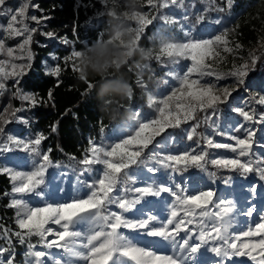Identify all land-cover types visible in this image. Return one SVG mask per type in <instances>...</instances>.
Instances as JSON below:
<instances>
[{"label": "snow or ice", "instance_id": "snow-or-ice-1", "mask_svg": "<svg viewBox=\"0 0 264 264\" xmlns=\"http://www.w3.org/2000/svg\"><path fill=\"white\" fill-rule=\"evenodd\" d=\"M147 3L153 8L165 9L175 5L177 0H147ZM232 3L233 0H226L228 7H231ZM6 4L7 0H0V17H7L6 24L0 25V32L5 33L7 38L23 39L16 48L7 47L6 54L11 61L0 59V96L8 90L7 82L12 80L13 97L26 102L28 108L35 107L44 101L34 93L25 92L20 88V78L25 74V70L31 67L33 57L30 45L33 34L37 31L28 21L39 25L49 17L29 16L30 7L38 8V5L32 4V0H24V3L15 9L6 8ZM125 15L128 19L136 20L138 24L135 29L128 30L132 39L129 44L124 45L126 50L121 53L128 57L138 50L137 45L145 29L155 19L159 18L165 24L174 23L166 15L151 18L140 12ZM198 19L203 20L204 17L199 16ZM42 34L50 39L56 38L53 32ZM184 35L188 38H161L159 51L154 55L157 61L166 58L176 64L181 59L191 62L190 65L183 66L180 72L169 73L178 82L177 87H173L159 101L149 96V103L158 105L156 115L152 118L145 116L143 120L137 119L138 126L134 133L122 139L118 138L116 142L97 143L90 138L88 147L78 160L75 156H69L70 160L76 161L80 166L81 174L93 171L97 173L88 181L78 179L80 187L76 189L77 194L69 199H57L64 189L48 179L49 169L60 165L51 159V148L43 150L41 147L47 137L38 132L25 140L5 131V126L13 120L29 124L26 117L18 115L28 108L23 105L13 108L8 104L0 111V153L12 152L15 149L31 157V167L28 170H20L19 160L16 161V166L0 165V175H6L11 184L10 191L2 195L11 197L7 207L15 209L16 225V230L0 229V264H48V258L52 254L49 251L37 250V244L42 245L44 249H56L62 253L52 257L51 264H190L196 254L209 244L212 246L206 250H210L219 258L215 264H228L230 260L238 257H247L253 264H264V215L260 217L261 222L253 227L235 233L232 230L234 214L237 211L235 199L222 197L211 187L200 188L199 178H193L194 187L189 192L182 180L177 183L172 176L173 173L186 172L189 168L206 171L207 165L211 164L217 169L240 172L243 176L257 173L260 179L264 180V153L258 156L253 153L254 134L251 130L245 129L243 124L236 127V132L243 129L245 135L243 138L229 136L234 144L216 143L210 137H203L205 147L227 149L236 154L232 158L209 159L207 151L197 152L196 148L178 154L152 152L149 155L145 151L156 137L162 136L167 129L178 128L190 120L195 121L198 112L207 113L211 110L214 116L218 106L226 103L232 95L229 87L221 86L219 82L232 77L236 85H243L250 65L254 66L259 59L250 54V61L234 65L232 70L223 73L210 61L222 59L221 51H233L228 46V30L207 39L191 38L187 32ZM121 36L122 33L117 32L113 39L120 40ZM61 42L68 43L66 39ZM110 43L112 41L107 44ZM105 46V43H98L87 52ZM241 47L242 45L235 44L236 49ZM17 49L21 53L27 50V56H14ZM4 51L5 43L0 39V52ZM87 52L72 51L70 56L64 58L65 65L69 60L76 58L82 62ZM146 55L153 58L151 50ZM58 59L53 57L54 61ZM19 60H26V63L15 62ZM113 63L117 68L121 67L119 60ZM104 67L107 68L108 64L105 63ZM73 69L80 71L81 79H84L81 68L73 65ZM62 71L61 65L57 63L46 71V75L58 78ZM60 83L61 81L57 80V86ZM135 83L141 87L145 86L140 78ZM131 94L130 87L129 96ZM253 99L256 104L264 106V96ZM48 101L54 104L52 90H49ZM232 110L245 121L251 122L256 117L255 109L246 111L236 107ZM257 122L264 123V111L260 113ZM198 127V123L192 126L187 140H194ZM57 128L58 122L51 126V131L56 132ZM149 161L152 166H149ZM134 167L139 169V172H134ZM160 169L166 170L169 175L161 177L158 181L154 179V174ZM145 171L152 175H145ZM208 175L216 177L217 173L209 172ZM138 180L143 186H135ZM231 180V177L226 178L225 185L231 184ZM248 191L255 193L256 187L252 186ZM163 193L172 197V202L168 204V216L159 220L157 215L149 211L145 217V208L150 209L152 206L146 198L161 197ZM33 197L39 199L32 200ZM160 203L163 205L165 202ZM114 208L116 210H113ZM254 211V206H249L243 211V215L251 217ZM124 229L135 232L136 235L130 236L122 231ZM141 235L152 239L141 241ZM13 237L16 238L15 242ZM33 237L37 238L36 244L32 243ZM16 243L26 248L20 262H17ZM169 246L172 249L171 254H165L164 250Z\"/></svg>", "mask_w": 264, "mask_h": 264}, {"label": "rangeland", "instance_id": "rangeland-1", "mask_svg": "<svg viewBox=\"0 0 264 264\" xmlns=\"http://www.w3.org/2000/svg\"><path fill=\"white\" fill-rule=\"evenodd\" d=\"M101 1L105 6L102 12L116 18L117 25L114 27V33L109 38H100L94 42V44L88 46L84 50H81V52H87L88 49L94 47L98 43L106 44L105 47L97 48L92 52H87L82 62H80L78 58L71 60L76 66H80L82 63L86 62L104 65L105 63L112 64L116 60H119L120 63L126 61L129 57L124 56L121 53L126 50L124 45L129 44L132 39L128 30L135 29L138 26L136 20L128 19L125 15V13L131 14L132 12H140L147 15L149 18L153 16L159 17L160 15H166L174 21V23L165 24L162 20L157 18L151 24L154 26L152 38L156 39L158 51L161 38L182 40L188 38L184 35L185 32H187L191 38L207 39L215 35L222 34L225 30H228V39L230 41L228 46L231 47L233 51L231 53L221 51L222 59L217 58L216 60L210 61V63L215 64L217 70L223 73H227L232 70L234 65L238 66L245 61H250V54L256 55L255 48L244 46L238 38L237 27L241 24V22H248L254 27L255 31L258 33L259 45L264 48V3L261 1H255L254 5L249 7V9L244 8L239 11L233 10L232 6L228 7L226 1L224 0H214V2L213 0H177L175 5H170L169 8L165 9L153 8L151 5H148L147 0ZM22 3H24V0H7L5 7L15 9ZM32 4L36 5V0H32ZM220 9L223 10L221 11ZM112 13L115 14L113 15ZM28 15H36L40 18L36 14V8L32 7L29 8ZM185 16L187 17L186 19ZM199 16H203L204 19L199 20ZM6 22L7 17H0V25H5ZM28 23L37 29L40 27L42 28L43 25V21L39 25L30 20ZM117 32L122 33L120 40L113 39ZM0 39H3L5 43V51L0 52V59L11 61V58H9L6 54V49L7 47L16 48L22 41L23 37L7 38L5 33L0 32ZM109 41H112V43L107 44ZM235 44H240L242 47L236 49ZM138 46L139 42L137 47ZM30 49L33 57L31 45ZM27 54V50L21 53L17 49L14 52V56H27ZM54 56L58 57L55 52H51L43 59L42 64L46 70L54 67L55 64L58 63V60H53ZM15 62L26 63V60H19ZM190 63V61L184 59H181L178 64L172 63L166 58L162 60L161 65L164 68L162 78L157 88L149 93L148 100L149 96H152L155 101H159L164 95H167L173 87H177L178 82L169 73L180 72L183 66L190 65ZM29 69H26L25 73ZM206 79L211 78L206 77ZM10 82H12V80L7 82L8 88L10 87ZM219 83L221 86L227 85L229 90L232 91V95L228 98L226 103L218 106L214 116L211 114V110L207 113L198 112L197 119L195 121L190 120L188 123L182 124L178 128L167 129L162 136L156 137L153 143L149 145V148L145 151L149 155L152 152L159 154H178L185 150L196 148L197 152L201 150L207 151L209 153V159L218 157L232 158L235 157L236 154L227 149L205 147L203 137H210L216 143L234 144L235 142L230 140L229 136L234 135L243 138L245 135V131L243 129L240 132H236L234 130L240 124H243L245 129L251 130L254 134L253 153L257 156L264 153V147H262V145H264V123L257 122L260 113L264 111V106L256 104L253 99H258L259 97L264 96V69L256 71L255 66L250 65L249 74L245 78L243 85H236L234 83V78L232 77H229L226 80H221ZM22 90L32 93L28 90ZM6 106L7 104L0 103V111H2ZM23 106L28 108L26 102L23 103ZM157 106V104L149 103L147 109L135 111L133 116L128 121L115 126L113 130L105 135L100 142L113 143L116 142L118 138L122 139L127 135L133 134L135 128L138 126L137 119L143 120L145 116L152 118L156 115ZM236 107L244 108L246 111L255 109L256 117L251 122L245 121L243 117L232 110ZM18 115L26 117L29 120V124L25 125L13 120V122L5 126L6 133L18 136L19 138L25 140L32 138L35 133L30 130L32 119L30 108H28L27 111L18 113ZM197 123L199 124V127L197 128V136L192 141L187 140V134L191 131L192 126ZM221 133H223V135ZM197 141L199 142V147H197ZM42 149L45 150L43 147ZM17 160L20 161V170H28L31 167V157L22 151L14 149L12 152L0 153V165L9 164V166H16ZM57 163H59L60 167L51 168L48 172L49 181H52L54 185H59L60 188L64 189V192L58 194L57 199H69L71 196L76 195V189L80 187L78 179L80 181H88L97 174L95 171L81 174L79 171L80 166H78L76 161L73 160L66 163ZM148 163L149 166H152L151 161ZM96 167L99 168L101 166ZM157 167L159 166L157 165ZM74 169L76 170L74 171ZM133 171L139 172V169L134 167ZM209 172H216V177H210L208 175ZM145 175L152 174L145 171ZM168 175L169 173L166 170L160 169V171L154 174V179L159 181L161 177H167ZM172 176L177 183H180L182 180L184 186L188 188L189 192H191L194 187L193 178H199L200 188L211 187L216 189L218 195L235 199L237 201V211L234 214L232 229L235 233L247 230L248 227H253L256 223L261 222L260 217L264 215V180L260 179L257 173H249L246 176H243L240 172H230L217 169L211 164H208L206 171L197 168H189L186 172L173 173ZM228 177L232 178L231 184L225 185L224 180ZM135 186L141 187L143 184L138 180ZM252 186L256 187L255 193H250L248 191V189ZM9 199H11V197H9ZM31 199L37 200L39 198L33 197ZM146 200L151 202L152 206L150 209L148 207L145 208V217L149 211H151L152 214L157 215L159 220H163L168 216L170 211L168 204L172 202V197H170L168 193H163L161 197H147ZM161 201H164L165 203L162 205L160 203ZM143 203L144 202L142 201V204ZM249 206H254L255 208L251 217L243 215V211H245ZM137 207H141V205H137ZM113 210L116 209L114 208ZM128 215L131 216V213ZM122 231L130 236L136 235L135 232H129V230L126 229ZM181 235H184V233H181ZM51 238L53 237H49V239ZM140 239L143 241L145 239L150 240L152 238L141 235ZM32 243H37L36 237L32 238ZM211 246L212 245L209 244L205 246V248H202L200 252L196 254L195 259L190 261V264H205V262L206 264H215V261L219 258L216 257L210 250H206ZM25 250L26 248L24 247L21 251V258L17 257V262L22 260V253ZM37 250L49 251L52 254L48 258V264H51L52 257L62 255V253L58 252L56 249H44L43 246L39 244H37ZM164 251L165 254H171L172 249L169 246ZM241 261H243V264H253V262L247 257L233 258L228 262V264H241Z\"/></svg>", "mask_w": 264, "mask_h": 264}, {"label": "trees", "instance_id": "trees-1", "mask_svg": "<svg viewBox=\"0 0 264 264\" xmlns=\"http://www.w3.org/2000/svg\"><path fill=\"white\" fill-rule=\"evenodd\" d=\"M255 1L264 3V0H233L232 8L235 11L249 9ZM36 5V14L49 19L43 20L42 28L33 34L32 66L20 78V87L44 101L30 108L31 132H42L47 137L42 147L52 149L51 159L66 163L70 161L69 156H75L77 160L82 158L90 138L100 142L115 126L128 121L135 111L147 109L148 95L159 85L164 68L161 61L154 58L158 47L156 39L152 38V25L145 29L138 50L119 68L114 63L105 68L93 62L76 66L71 60L65 65L64 58L73 50H84L100 38L112 36L116 18L102 12L105 6L101 0H36ZM44 32H53L56 38H47L42 34ZM237 35L244 46L255 48L259 57L255 70H263L264 48L259 45L254 27L241 22ZM62 39L68 43H62ZM149 50L153 58H143L141 52L146 55ZM51 52L57 54L63 69L58 78L46 75L47 70L42 64ZM73 65L81 68L84 79ZM138 78L143 80L144 87L135 83ZM57 80L61 81L59 86ZM9 84L8 90L0 96V103L11 104L13 108L22 106L25 102L13 97L12 82ZM130 87L131 96H125ZM49 90L53 92L54 104L48 101ZM57 122V131L52 132L51 126ZM10 189L9 178L0 175V229L12 231L16 230L15 209L7 207L10 199L2 195ZM15 239L13 237L14 242ZM24 247L16 243L17 257L21 258Z\"/></svg>", "mask_w": 264, "mask_h": 264}, {"label": "clouds", "instance_id": "clouds-1", "mask_svg": "<svg viewBox=\"0 0 264 264\" xmlns=\"http://www.w3.org/2000/svg\"><path fill=\"white\" fill-rule=\"evenodd\" d=\"M141 56H142L143 58H147V55H145L143 52H141ZM125 96H129V92H126V93H125Z\"/></svg>", "mask_w": 264, "mask_h": 264}]
</instances>
